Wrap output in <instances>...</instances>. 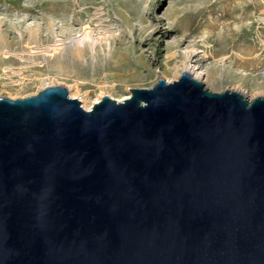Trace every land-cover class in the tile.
Here are the masks:
<instances>
[{
    "label": "water",
    "instance_id": "obj_1",
    "mask_svg": "<svg viewBox=\"0 0 264 264\" xmlns=\"http://www.w3.org/2000/svg\"><path fill=\"white\" fill-rule=\"evenodd\" d=\"M128 91L0 97V264H264V97Z\"/></svg>",
    "mask_w": 264,
    "mask_h": 264
},
{
    "label": "rangeland",
    "instance_id": "obj_2",
    "mask_svg": "<svg viewBox=\"0 0 264 264\" xmlns=\"http://www.w3.org/2000/svg\"><path fill=\"white\" fill-rule=\"evenodd\" d=\"M188 66L212 92L264 97V0H0V97L121 100Z\"/></svg>",
    "mask_w": 264,
    "mask_h": 264
},
{
    "label": "bare ground",
    "instance_id": "obj_3",
    "mask_svg": "<svg viewBox=\"0 0 264 264\" xmlns=\"http://www.w3.org/2000/svg\"><path fill=\"white\" fill-rule=\"evenodd\" d=\"M84 39H85V37H83ZM81 40V39H80ZM75 41V40H74ZM74 41H70V42H74ZM66 42H64V44H65ZM76 44V45H75ZM67 46V45H66ZM68 46H70L69 44H68ZM76 47V48H73V51H74V49H77V50H75L74 52H75V54L77 55L78 53H80V52H83L84 51V44H83V41H77V42H75L74 43V45H73V47ZM70 48H71V46H70ZM72 51V52H73ZM195 71L196 70H194V68L193 67H187V68H184L183 70H182V72L181 73H187V74H189V75H191V77H193L194 79H196V80H198V81H200L201 79H200V77H199V74H197V73H195ZM201 82V81H200ZM167 83H168V81H167ZM128 96H129V94L126 96V97H124L123 99H121V100H115V101H117V102H121V101H123L124 99H126V98H128ZM248 100L249 99H251L252 97H254V96H249V95H244ZM71 98H73V97H71ZM73 99H75V98H73ZM112 99V98H111ZM77 100V99H76ZM96 102H98V99H96L94 102H91L90 104H83L82 103V105H81V107L85 110V111H88V110H90L91 109V107H92V105L94 104V103H96Z\"/></svg>",
    "mask_w": 264,
    "mask_h": 264
}]
</instances>
